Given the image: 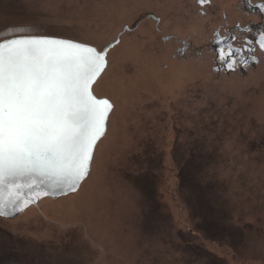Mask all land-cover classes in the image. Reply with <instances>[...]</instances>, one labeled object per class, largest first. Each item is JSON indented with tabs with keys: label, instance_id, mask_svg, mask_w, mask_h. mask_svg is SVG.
Instances as JSON below:
<instances>
[{
	"label": "rangeland",
	"instance_id": "obj_1",
	"mask_svg": "<svg viewBox=\"0 0 264 264\" xmlns=\"http://www.w3.org/2000/svg\"><path fill=\"white\" fill-rule=\"evenodd\" d=\"M239 1L0 0V30L121 41L94 86L115 109L91 177L0 218V264H264V54L226 74L209 48L225 14L257 18Z\"/></svg>",
	"mask_w": 264,
	"mask_h": 264
},
{
	"label": "snow or ice",
	"instance_id": "obj_2",
	"mask_svg": "<svg viewBox=\"0 0 264 264\" xmlns=\"http://www.w3.org/2000/svg\"><path fill=\"white\" fill-rule=\"evenodd\" d=\"M198 3L203 8L211 0ZM38 28L0 30V218H14L45 197L79 194L115 109L94 86L109 68L110 51L120 38L97 47L39 34ZM236 39L217 33L212 41L214 62L225 70L256 62L253 39L246 38L243 47L234 46ZM180 43L183 56L190 46ZM255 43L264 51V29L256 33Z\"/></svg>",
	"mask_w": 264,
	"mask_h": 264
},
{
	"label": "flooded vegetation",
	"instance_id": "obj_3",
	"mask_svg": "<svg viewBox=\"0 0 264 264\" xmlns=\"http://www.w3.org/2000/svg\"><path fill=\"white\" fill-rule=\"evenodd\" d=\"M211 3H212V0H211ZM247 3H250L252 5V7H248ZM247 3H245V0H240L239 3L236 6H238V10L241 13H243V15H245V16H247V15H250V16L251 15H255V17H257V18L249 20L248 22H242V20H237V21L233 22L234 20L230 21L228 16L225 14L223 16L224 23L220 24L218 29L215 30V32H214L215 37L213 39H211V43L209 45V48L210 49H214L216 47V45L214 43H212V41H214L217 38V33L219 34L220 37H224L226 35H228V36H236L237 39L234 42V46H238V47H243L244 46V41H245L246 38L247 39H253V44L251 45V47L255 48V52L252 55H254L256 62H250L247 67L238 65L235 68V71L225 70L224 68L218 66L217 63H215V69L218 72H223V73H226V74L227 73H234V72H237V71L245 72L249 67L258 65L259 64V56L264 54V51H261L259 49V46L255 43L256 33L259 32L261 29H264V12H261V10H260V6L264 5V0H256V1L247 0ZM210 4L209 5H205V6L209 7ZM149 17L152 19V17H156V16L149 15ZM157 19L159 20V24H157L159 26L160 23H161V19L159 17H156V19H153V20H155V22H156ZM237 26H239V27H237ZM126 28H129V27H125V29ZM245 28H250L251 32L245 34L242 31ZM186 42L190 46L187 49V51H189V49L191 50V48H192L191 47L192 44L190 42H188V41H186ZM180 48L181 47H179L178 50ZM244 55L248 56L249 53L245 52Z\"/></svg>",
	"mask_w": 264,
	"mask_h": 264
},
{
	"label": "water",
	"instance_id": "obj_4",
	"mask_svg": "<svg viewBox=\"0 0 264 264\" xmlns=\"http://www.w3.org/2000/svg\"><path fill=\"white\" fill-rule=\"evenodd\" d=\"M57 38H58V37H57ZM60 197H63V196H60ZM51 198H53V197H51ZM56 198H59V197H55L54 199H56ZM41 200H42V199H41ZM39 201H40V200H39ZM39 201H38V202H39ZM38 202L35 203V204H33V205H37ZM31 206H32V205H30L29 207H31ZM29 207H28V208H29ZM26 209H27V208H26ZM26 209H25V210H26ZM25 210H24V211H25ZM24 211H23V212H24ZM23 212H22V213H23ZM22 213H18L17 215H15V217L19 216V215L22 214ZM15 217H14V218H15Z\"/></svg>",
	"mask_w": 264,
	"mask_h": 264
},
{
	"label": "bare ground",
	"instance_id": "obj_5",
	"mask_svg": "<svg viewBox=\"0 0 264 264\" xmlns=\"http://www.w3.org/2000/svg\"><path fill=\"white\" fill-rule=\"evenodd\" d=\"M103 76H104V75H103ZM103 76H102V77H103ZM102 77H101V78H102ZM95 93H96V92H95Z\"/></svg>",
	"mask_w": 264,
	"mask_h": 264
}]
</instances>
